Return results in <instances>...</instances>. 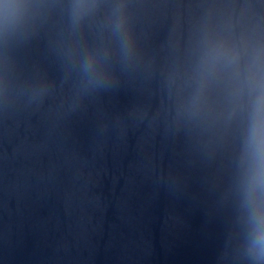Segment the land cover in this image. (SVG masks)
Returning a JSON list of instances; mask_svg holds the SVG:
<instances>
[{
    "label": "water",
    "instance_id": "1",
    "mask_svg": "<svg viewBox=\"0 0 264 264\" xmlns=\"http://www.w3.org/2000/svg\"><path fill=\"white\" fill-rule=\"evenodd\" d=\"M0 264H264V0H0Z\"/></svg>",
    "mask_w": 264,
    "mask_h": 264
}]
</instances>
